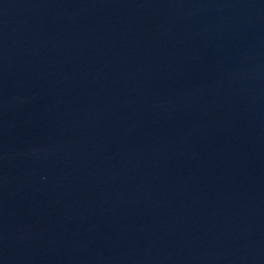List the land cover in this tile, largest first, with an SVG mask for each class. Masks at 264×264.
Instances as JSON below:
<instances>
[{"label":"water","instance_id":"obj_1","mask_svg":"<svg viewBox=\"0 0 264 264\" xmlns=\"http://www.w3.org/2000/svg\"><path fill=\"white\" fill-rule=\"evenodd\" d=\"M165 143L264 233V0H43Z\"/></svg>","mask_w":264,"mask_h":264}]
</instances>
